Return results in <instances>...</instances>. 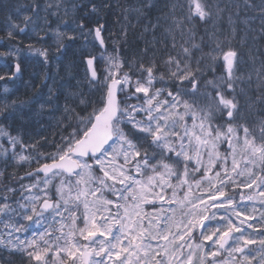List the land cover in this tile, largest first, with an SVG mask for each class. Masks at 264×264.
<instances>
[{
  "label": "snow or ice",
  "instance_id": "snow-or-ice-1",
  "mask_svg": "<svg viewBox=\"0 0 264 264\" xmlns=\"http://www.w3.org/2000/svg\"><path fill=\"white\" fill-rule=\"evenodd\" d=\"M187 4V15L179 18L175 15L176 9H183L184 5L177 2L170 6L172 25L166 31L173 37L172 48L178 47L175 31L187 39L179 44L176 55L169 53L167 59H162L166 73L160 70L155 53L145 63L147 48L139 66L133 60L128 72H122L119 57H108L111 67L106 69L103 79L94 66L95 58L86 59L89 84L99 92V98H81L83 109L76 112V123L69 125L72 130L61 136L54 152L41 153L42 159L37 160L40 166L35 173H28L37 179L26 186L30 195L24 197L28 204L20 205L24 209L22 218L39 225L41 218L47 220L44 213L49 210L61 217L60 228L56 229L60 235L53 238L49 226L38 234V239L17 249L24 251L29 264H196V261L198 264H254L257 259L252 255L254 251L259 256L258 264H264V232L252 236L245 231V227H257L247 223L256 217L246 214L247 205L236 200L237 195L241 202L253 201L259 196V203L264 206V117L256 126L257 136L239 101V95L244 93L241 86L244 78L237 75L238 52L231 47L236 29L232 28L231 35L226 34L223 39L215 32L209 33L215 47H209L207 52L203 37L200 43L196 42V18L204 24L210 20L215 24L223 9L216 5L214 13L213 6L204 0H187ZM92 10L96 11L95 5ZM23 19L25 27L29 23L33 25L35 35L46 31H37L30 16L25 15ZM44 20L47 23L46 17ZM229 22L232 23L231 17ZM261 24L264 25V16ZM78 27L83 30V23ZM16 28L25 31L24 27L13 24L8 37L14 36ZM102 31L103 25L94 29L95 38L104 46ZM66 35L57 31L58 43ZM35 51L47 59L46 50ZM12 55L11 50L0 52V56ZM205 59L211 63L201 67ZM220 61L224 72L205 79L206 68L215 70ZM20 72V64L16 63L13 76ZM129 72L138 73V78L133 81ZM0 79L4 76L0 75ZM166 79L178 81L175 90L169 85L155 87L157 80ZM248 79L250 86L251 75ZM257 79L261 81L257 84V100L264 104V73L258 71ZM165 89L167 96L163 95ZM189 91L193 95L199 93L205 100L202 107L184 99ZM122 93L131 94L121 100ZM139 94H143L142 102H126L133 98L140 101ZM252 108L253 104L249 103V115ZM12 110L17 111L15 102ZM217 114L226 119L213 126ZM187 116L192 117L191 129L185 121ZM11 142L18 141L12 138ZM221 145L226 148L221 150ZM40 173L44 176L42 181ZM54 178H59L55 194L49 189ZM34 188L39 189L38 194L33 193ZM239 188L252 191L237 193ZM168 189L172 190L170 196ZM178 190L183 192L182 196ZM148 193L152 195L151 200L147 198ZM4 200L0 213L11 211L7 197ZM149 203L156 212L154 217L142 207ZM260 220L264 221V210ZM25 227L21 224L14 230L19 232ZM77 235L86 243L80 244L75 239ZM250 245L259 247L253 249ZM224 252L227 256L218 259Z\"/></svg>",
  "mask_w": 264,
  "mask_h": 264
},
{
  "label": "rangeland",
  "instance_id": "rangeland-1",
  "mask_svg": "<svg viewBox=\"0 0 264 264\" xmlns=\"http://www.w3.org/2000/svg\"><path fill=\"white\" fill-rule=\"evenodd\" d=\"M13 5L12 10H9L8 18V30L12 28L13 24L19 26L25 25L24 16L28 15L35 21L34 27L37 31L40 29H45L46 31L40 32V36L33 33V25L28 24L27 30L29 31V40L25 45L16 46L9 45L7 50L13 52L12 56H0V68L2 70L9 71L8 65L12 61L18 62L25 58L22 63L24 67L30 72L32 79L40 77L44 79L47 77L45 83V94L39 89L35 93L37 99H41L40 103L34 104L37 110H34V120H25L31 124L29 125H16L11 130L6 127L4 122L0 120V184L6 186H11L14 182L16 188L12 191V194L16 196L12 201L8 202L11 211H5L0 213V264H29L28 257L25 255L22 249L28 241L38 239V234L45 228H49L52 231V237L60 235L59 231L56 229L60 228V216H55L52 210L44 213L47 220L44 221L41 218V224L37 225L33 222L23 219L24 209L20 207L21 204H28V201L24 199L30 195L26 190V186L31 185L36 182V176H29L24 178L28 172L32 169L40 166L37 160L42 159L41 153L48 154L52 153L56 149V144L61 142V136L67 135L72 129L69 127L70 124H75L76 112H80L83 109V105L80 104L81 98L92 100L99 98V92L92 88L89 84V78L87 71L82 65V57L94 56L96 60L97 70L99 72V77L101 79L107 75L106 69L111 67L109 64L108 57H119V60L123 64L122 72L129 71V64L131 61L125 57L126 49L122 50V41L120 42V37L126 32L125 27L129 26L135 27L137 24H143L145 26V34H148L149 40L139 44V48L144 53V49L147 48L148 55L144 57L145 63L152 57L155 53L157 64L160 65V70L167 72V69L162 65V59H167V55L171 53L176 55L179 51V44L183 43L187 36L181 37L179 31H175V39L177 41V49L172 48V35H170L166 29L172 25V11L170 6L174 3L179 2L184 5L183 9L177 8L175 15L177 18L187 15V0H135L134 5H126L117 8V20L111 26V35L114 33L116 36L112 35L110 39L109 46L106 50L102 52L96 45V41L93 37L92 30L87 27L90 19L84 17L88 13L89 4L86 0L81 3V8L77 7L75 0H11ZM208 5L213 6L212 10L215 13V6L219 5L223 11L220 13V18L215 20V24L210 20L207 24L199 21L196 18V42H201V37H203V47L204 51L207 52L209 47H215V40H209V33L215 32L217 36L221 39L224 36L231 35L232 28L236 29V37L231 42V47L238 52L237 61V75H241L244 78V82L241 86L244 88V93L239 95L240 105L245 115H248V123L250 127L255 128L257 136L259 135V129L256 127L258 125L259 119L264 117V104L258 102L257 97L259 95V89L257 84L260 83L257 79V72L264 73V31H262V26H260L259 19L258 24L251 19L247 21L242 18L241 11L246 8L248 13L253 1L252 0H204ZM7 0H4L6 5ZM119 3V1L117 2ZM51 5L50 7H46ZM22 6H25L23 9ZM38 6V7H37ZM35 9V11H34ZM16 17V18H14ZM47 18V23H45L44 18ZM135 18V20L131 18ZM229 17L232 19V23L229 22ZM18 21L20 24H18ZM83 23V30L78 27ZM128 23V24H127ZM156 25L154 28L153 26ZM18 33V28L13 29V32ZM67 33L68 35L59 38L56 36V32ZM155 32V33H154ZM23 37L22 34L17 35ZM73 37L69 39L68 37ZM43 37V38H41ZM241 38H243V43H241ZM116 41L117 43H114ZM32 46V49L29 46ZM35 49H41L47 51V59L39 55ZM6 52V51H5ZM71 52L72 54H70ZM125 54V55H124ZM143 54L137 51L134 55V60L137 62V67L139 66L140 58ZM199 55V53H197ZM81 59V60H79ZM10 60V61H8ZM79 60V61H78ZM210 60H202L201 67H205L206 64H210ZM84 64V63H83ZM193 67L195 63L193 62ZM224 72L223 62L220 61L218 66L213 70V68H206L205 79H213L220 76ZM4 76V73H0ZM132 76L133 81H135L139 74L135 72H129ZM159 75V73H157ZM249 75H251V81L249 86ZM4 79H0L2 82ZM178 81H159L155 82V87H161L163 85H169L175 90V85ZM19 86H22L21 84ZM17 87V86H16ZM99 85H97V88ZM10 87L7 85L2 86L3 93H8ZM134 92V88L132 90ZM239 93V88L237 89ZM126 94H120V99L124 100ZM6 95V94H5ZM141 97L140 101L135 98L126 101L130 104L140 103L143 100V94H139ZM164 96H167V89H165ZM184 99L189 100V102L194 105L203 106L205 100L200 97L199 93L193 95L190 91L186 93ZM8 103V101H5ZM33 102H31L32 104ZM253 104L251 114L249 115L248 104ZM26 107L31 104L25 101ZM43 105V107H41ZM10 106V105H9ZM69 109L68 112L65 109ZM28 109V108H27ZM75 109L76 111H71ZM91 110V107L88 109ZM183 111V108L180 109ZM39 114V118H38ZM72 117L69 119V117ZM43 120H42V118ZM28 119V117L26 118ZM223 119L219 114L216 115V120L213 122V126L218 121L223 123ZM39 120V121H38ZM185 121L188 127H192V117L187 116ZM225 127H227L225 125ZM130 128V126H129ZM177 130H181L177 127ZM135 133V130H131ZM12 138H15L18 142L13 144L11 142ZM242 139V137H241ZM226 148V145H221V150ZM24 156L26 159L20 160L19 157ZM207 157L205 156V160ZM2 163L6 167H10L11 170L7 171L6 168L2 167ZM258 171V169H257ZM10 174H8V173ZM135 175V173H133ZM9 176V177H8ZM41 181L44 176H39ZM8 179H10L9 182ZM238 179L244 180L245 177H239ZM59 183V178H54L52 184L49 185L50 191L55 194V185ZM173 183H175V178H173ZM117 187H119L117 185ZM245 189V188H241ZM34 194L39 193L38 188H34ZM158 191V189H157ZM171 189L167 190V195H171ZM180 196L183 192L178 190ZM0 198L4 200L6 197ZM106 195H110L106 193ZM115 199V197H111ZM147 198L152 199L151 193H148ZM15 199V200H14ZM94 199L89 197V200ZM159 201L156 202L157 208L159 207ZM150 204V203H149ZM142 204L145 209V205ZM168 207V205H165ZM31 205L28 206V211L30 214ZM113 211L115 209L113 208ZM122 211V210H121ZM80 212L83 213L84 209L81 205ZM149 215L153 217L156 215L154 209L146 211ZM171 213H169L170 215ZM67 215V214H65ZM34 220L36 217L33 218ZM177 219H179V213H177ZM82 226V220L79 222ZM21 224L26 225L24 229L17 232L14 229L19 227ZM30 225V226H28ZM67 228L64 232H67ZM75 239L80 243H86L77 235ZM23 242V243H22ZM64 241H59L63 243ZM15 246V247H14ZM7 256V257H6ZM17 258L21 257L18 262L10 261L4 262L6 258ZM194 261L196 257H193ZM25 260V261H24ZM35 264V262H33ZM71 264V262H69Z\"/></svg>",
  "mask_w": 264,
  "mask_h": 264
},
{
  "label": "flooded vegetation",
  "instance_id": "flooded-vegetation-1",
  "mask_svg": "<svg viewBox=\"0 0 264 264\" xmlns=\"http://www.w3.org/2000/svg\"><path fill=\"white\" fill-rule=\"evenodd\" d=\"M77 7L81 8V3L83 2V0H75ZM87 3L89 4V8H88V13L81 17L82 19H84V17H87L90 19L89 23L87 24V27L90 28L92 30L93 33V37L95 35L94 29L100 25H103V31H102V38L105 41V50L107 48V46H109L110 43V37H111V22H110V18H109V11H110V3L108 0H86ZM253 3L251 5L250 8H248L250 10V13L247 14V10L246 8H244L241 13L245 14V15H241L242 18H245L247 21H251V19H254V21L258 24V19L261 23V18L262 16H264V13H261V8L264 7V0H252ZM16 4L13 5L11 0H7L6 5L4 4V0H0V52H8L7 47L9 45H15L18 46H23L25 45L26 42H28L27 40H29V31L27 30V27H25V25L19 26V27H24L25 31L24 32H20L19 28H18V33L17 31H14V36L12 38L8 37L7 32H8V18H9V10H12V7L15 6ZM93 5H95L96 7V11L94 12L92 10ZM22 8L24 9L25 6H22ZM1 10H6L4 14L1 13ZM35 11V9H34ZM16 18V17H14ZM18 24H20V22L18 21ZM260 26H262V28H264V25L260 24ZM155 33V32H154ZM22 34L23 37H19L17 35ZM148 36V34H147ZM149 38V37H148ZM150 39V38H149ZM70 54H72L71 52H69ZM141 53L143 54V51L141 50ZM25 58L19 59L18 62L16 61H12V63L10 65H8V69L9 71L6 70H2L0 68V73H4V80L2 82H0V109H4L3 112H0V120L2 122H4L6 127H11L10 130L15 126H21V125H29L31 123L26 122L25 120H34L35 117V112L34 110H37V108L34 106V104L36 103H40L41 99L43 98L45 91V83L47 81V77H45L44 79H41L40 77H37L35 79H32V77L29 74V70L26 69L24 67V64L22 63V61ZM10 61V60H8ZM16 63L20 64L21 67V72L18 74H16L15 76H13V73L15 72V65ZM22 86H19V85ZM3 85H7L10 87L9 92L8 93H3L2 91V86ZM17 86V87H16ZM41 90L43 92V96L42 98L37 99L35 97V93L38 90ZM6 94V95H5ZM5 101H8V103H5ZM25 101L29 102L31 104V102H33L31 104V107L27 106V104H25ZM13 102H15V107L17 108V111H13L12 110V105ZM5 105H10L8 108H4ZM28 108V109H27ZM28 117V119H26ZM38 118H39V114H38ZM42 118V117H41ZM43 120V118H42ZM39 121V120H38ZM150 143V141H149ZM2 167L6 168L7 171H10L11 168L10 167H6L3 165L2 163ZM246 178V177H245ZM120 187V185H118ZM231 191V190H230ZM252 189H236V192H251ZM260 197L256 196V199L253 201H240V197L239 195L236 196V200L238 203H243L247 205L246 208V214L248 215H253L256 217V219L254 220H250L247 223L248 224H254L257 225V227L254 228H249V227H245V231L247 233H250L252 236H256L257 232H264V227H261L260 225H264V221L260 220V215H261V210H264V206H262L259 201H260ZM145 205V211H150L151 209H153L152 205L149 204ZM152 216V215H149ZM235 219V217H233ZM146 223V221H145ZM216 221L213 222V225H215ZM233 235L238 236L239 233H234ZM231 243V241H230ZM84 244V243H82ZM98 247V245H97ZM249 247L253 248V249H258V245H250ZM252 255L256 256L257 259L256 261H254V264H258L259 261V256L257 255V253L254 251L252 253ZM227 256V252H224L223 255L221 257H218V259H223L224 257ZM196 264H198V261H196Z\"/></svg>",
  "mask_w": 264,
  "mask_h": 264
},
{
  "label": "bare ground",
  "instance_id": "bare-ground-1",
  "mask_svg": "<svg viewBox=\"0 0 264 264\" xmlns=\"http://www.w3.org/2000/svg\"><path fill=\"white\" fill-rule=\"evenodd\" d=\"M110 3V11H109V20L110 22H114L116 20V11L117 8H120L121 6L125 7L126 5H134L135 0H108ZM119 1V3H117ZM6 10H1V13L4 14ZM145 32V26H143V24L141 25H137L135 27L132 28L131 32H130V39L129 42L132 45L131 47L127 44V42L125 43V49L126 51H130V50H134V52H137L139 50H141V48H139V44L145 42L146 40H149L147 34L144 33Z\"/></svg>",
  "mask_w": 264,
  "mask_h": 264
},
{
  "label": "trees",
  "instance_id": "trees-1",
  "mask_svg": "<svg viewBox=\"0 0 264 264\" xmlns=\"http://www.w3.org/2000/svg\"><path fill=\"white\" fill-rule=\"evenodd\" d=\"M131 19H133V20H135V18L133 17V18H131ZM116 20H117V14H116ZM128 24V23H127ZM114 25V23L113 22H111V26H113ZM130 30H132V28L130 27V25L128 26V27H126L125 28V31H126V35H125V33L120 37V42L122 41V44H120V46H122V50L123 49H125V43L127 42V44L131 47L132 45L130 44V42H129V39H130ZM112 35H114V36H116L114 33L112 34ZM112 35H111V37H112ZM125 53H126V55H125V57H127L131 62L134 60V55H135V53L136 52H134V50H130V51H125ZM7 181V179L5 180V182ZM8 181L9 182H12V181H10V179H8ZM5 182H3V183H5ZM15 182V181H14ZM14 182H13V184L11 185V186H6L5 184H3V183H1L0 184V198H3L4 197V195L3 194H5V196L7 197V203L9 202V201H12L13 200V198L16 196L15 194H12V192H9L8 191V189L9 188H11V189H14V188H16V184H14ZM15 200V199H14ZM5 202V200H0V204H3ZM7 257V256H6ZM21 257H19V259H20ZM19 259H17V258H13V259H11L10 257L9 258H6L5 259V261L4 262H10V261H17L18 262V260ZM25 261V260H24Z\"/></svg>",
  "mask_w": 264,
  "mask_h": 264
},
{
  "label": "water",
  "instance_id": "water-1",
  "mask_svg": "<svg viewBox=\"0 0 264 264\" xmlns=\"http://www.w3.org/2000/svg\"><path fill=\"white\" fill-rule=\"evenodd\" d=\"M98 41V40H97ZM98 44H99V46L102 48V49H104V46H101L100 45V43H99V41H98ZM87 65V64H86ZM88 71V70H87ZM88 74H89V77H90V73L88 72ZM36 170V169H35ZM35 170L33 171V173H35ZM40 174H42L43 175V173H40ZM27 176H29V175H27Z\"/></svg>",
  "mask_w": 264,
  "mask_h": 264
}]
</instances>
